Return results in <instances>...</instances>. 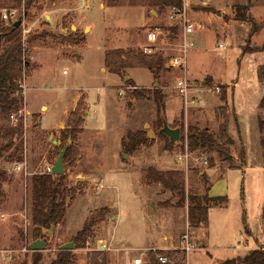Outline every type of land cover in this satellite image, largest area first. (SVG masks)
Here are the masks:
<instances>
[{"label":"rangeland","instance_id":"374dc122","mask_svg":"<svg viewBox=\"0 0 264 264\" xmlns=\"http://www.w3.org/2000/svg\"><path fill=\"white\" fill-rule=\"evenodd\" d=\"M27 1L23 0L18 8L24 16L22 41L26 47V58L30 61L22 79L26 116L23 118L24 134L15 140L25 144L27 166L21 171L14 170L18 163L6 159L13 149L0 158V169H6L8 173L4 183L6 201L0 210V264H33L35 251L29 245L34 241L35 229L28 207L30 201L27 203L26 199L27 183L34 173L55 162L59 147L63 145L64 148L69 142L62 138L68 121L64 128H46L53 126L66 101H71L72 95L77 93L83 101L81 113L84 118L85 111L90 108L85 102L88 94L91 110L86 127L95 130L86 135L81 133L78 137L79 155L82 149L83 152L85 148L88 151L82 157L78 155L75 162L67 167L69 184L78 186L81 191L68 196L65 221L47 230L46 249L36 251L42 255L39 264H49L58 256L62 245L69 242L75 243L72 264H88L89 255L93 253L91 249L98 248L102 241L112 243L114 247H141L159 239L166 248L157 249L170 252L177 261L185 257L186 264H211L212 257L203 246L205 238L201 241L198 235V231L203 232L200 228L205 227L190 226L189 196H196L203 202L211 182L210 176H204V173L213 168L212 159L215 166L217 163L219 166L211 171L214 183L211 193L229 197V208L224 212L227 216L214 213L212 246L226 248L218 252L223 254L221 257L225 254L233 257L254 246V249H264V149L259 128V116L264 115V110L260 109L264 84L258 76L260 58L255 53L243 56V46L250 39L252 23L236 18V7L252 1L250 13L259 24L263 23L264 0H184L185 15L180 16L177 9L169 8L162 11L157 20L151 18L153 10L150 12L147 9L151 19L138 28L155 31L160 41L155 47L144 43L134 48L142 51L145 47L153 48L152 54L161 55L165 65L159 79L149 69L132 70L139 84L155 82L151 88L139 86V89L147 91L146 95L133 102L131 92L134 87L128 86L125 78L121 77V81L119 75L107 72V69L104 71L107 73L102 72L101 66L105 44L107 50L120 46L129 48L119 43L121 39L132 44L137 31L129 30L132 34L127 36L129 31L126 28H132L140 20L141 9H108L104 0L89 3L84 0H34L27 10ZM101 4L104 6L101 7ZM10 6L8 3L4 9H10ZM185 21L195 24V31L187 35L193 43L188 52V77L200 84L211 75L216 80L212 84L204 83L206 87L199 95L204 102L190 106L188 123L183 119L169 123L172 127L182 128L180 141L169 147L167 139L160 136L161 116L153 91L160 88L165 94L166 120L186 113L183 98L175 89L178 78L186 77L184 68L170 66L172 57L183 54ZM199 23L202 25L199 26ZM262 42L264 30L253 35L250 45L258 46ZM216 86H220V92L215 90ZM122 89L123 95L120 94ZM224 90L228 96L226 102L221 99ZM46 100L59 102L58 113L50 111L40 121L42 112L48 111L46 103L42 111L39 109L41 102ZM27 104L37 112H28ZM222 108L227 109V114L224 115ZM224 123H227L228 139L233 142L229 146V153L233 155L231 159L225 160L223 155L211 148L190 146L191 127L208 128L220 139ZM131 129L134 132L146 131L149 142L129 154L122 142ZM52 134L54 138L50 140ZM55 139H59L61 144H54ZM186 145L195 155L208 159L209 164L191 161L190 166L185 168V163L177 156L185 151ZM117 151L119 165L127 163L121 168L113 159ZM125 154L128 156L125 157ZM150 166L184 173L188 196L184 203L180 202L177 194L162 185L144 182L143 172ZM87 172H92V175L86 177ZM106 205L111 209L108 218L95 225L83 246L77 247L74 238L78 232L95 210ZM25 209L29 219L24 216ZM245 219L259 236L257 241L248 236ZM239 230L243 235L237 234ZM187 232L199 246L198 249L190 252L181 249V237ZM117 233L120 240L115 239ZM247 238L249 246L245 245ZM150 251H145V264H151ZM120 253L110 251L109 264H125L124 255Z\"/></svg>","mask_w":264,"mask_h":264},{"label":"trees","instance_id":"16d2710c","mask_svg":"<svg viewBox=\"0 0 264 264\" xmlns=\"http://www.w3.org/2000/svg\"><path fill=\"white\" fill-rule=\"evenodd\" d=\"M0 0V35H3L0 43V158H4L5 154L11 151L6 159L9 162L21 163L24 162L25 144L23 141L16 143V138L20 139L24 134V120L20 118L19 123L14 125L12 123L11 115L18 113L24 107V96L22 79L26 68L30 61L26 58V47L22 41V29L15 27L14 23L5 24L2 19V10L6 6L11 5L10 8H19L22 6L23 0ZM107 7H124L134 6L143 7L148 10H157L162 12L167 9L184 8V0H104ZM34 4V0L26 2V8L29 10ZM252 1L248 5H240L236 7V18L241 21H249L252 23L250 32V39L248 44L243 46V53L264 52V42L261 46H251V38L261 30H264V22L259 24L251 15L250 10ZM164 58L159 54H149L142 51V49H123L115 48L109 49L105 56V66L109 72L117 74L123 78L127 75V70L130 68H146L151 70L157 78H160L161 71L164 69ZM259 80L264 84V63L258 68ZM213 77H209L205 82L212 84ZM128 86L134 87L131 92L132 97H142L146 95L144 89H139L134 81L130 79L127 82ZM153 97L158 107L159 115L161 116V123L159 130L164 126L165 111V94L160 88H155ZM227 91H223L221 99L223 102L227 101ZM82 100V99H81ZM83 101H80L77 109L70 113L67 128L62 131V138L64 141L72 139V143L67 149L64 162L66 167L72 165L79 155V148L77 141L79 135L84 130L85 118L81 113ZM260 109L264 110V96L260 102ZM224 115L227 114V109L222 108ZM259 128L262 134L261 146L264 149V115L259 116ZM182 129V128H181ZM160 136L167 139V145L173 147L172 143L166 134L160 132ZM189 143L192 148H211L224 155V152H229V146L233 144L227 135V123H224V128L220 139L208 129L203 130L198 127H191L189 130ZM223 141V143H222ZM149 142L148 133L146 131H129L123 139V147L126 153H134L141 145H146ZM68 144V143H67ZM66 144V145H67ZM65 145V147H66ZM64 147V148H65ZM59 148H63V145ZM60 151V149H59ZM59 155V153H58ZM53 163V162H52ZM215 166V161L212 159L211 167ZM67 170L69 168L67 167ZM143 180L147 184L162 185L165 189L177 194L181 203L187 199L185 191V176L184 173L178 170H161L154 166H150L143 172ZM8 173L6 169H0V210L4 203V183L7 180ZM206 176V175H204ZM68 172L63 175H55L53 173H46L43 171L36 172L28 180L27 183V203L30 201L29 208L31 213V220L34 224V240L39 238L46 239L47 230L53 226L61 224L65 221L67 215V200L69 195H75L81 191L78 186L69 184ZM191 205L189 206V219L191 227H199L208 225L209 209L213 205H218L227 201L226 196L209 197L208 195L202 198L203 202L198 200L196 196H189ZM111 209L108 206L100 210H95L81 231L78 232L74 238L77 247L83 246L86 241V236L92 231V228L98 223L105 221L108 218ZM264 217V207H263ZM246 222V219H245ZM247 232H250L246 228ZM162 253L168 255L171 264H186V259L177 261L173 255L165 250H151L150 260L151 264H160L157 259V254ZM42 260V255L35 251L33 264H39ZM73 253L72 250H61L58 256L49 264H72ZM88 264H109V256L107 253L93 251L89 255ZM225 264H264V249L250 250L244 257L230 259Z\"/></svg>","mask_w":264,"mask_h":264},{"label":"crops","instance_id":"0c3cea01","mask_svg":"<svg viewBox=\"0 0 264 264\" xmlns=\"http://www.w3.org/2000/svg\"><path fill=\"white\" fill-rule=\"evenodd\" d=\"M92 1L93 0H91V2ZM85 3H86V1H85ZM87 3H89V2H87ZM103 6H104V4H101V7H103ZM125 7L126 8H130V10L132 8L141 9L140 16H139L140 17L139 18L140 20L138 22H136L134 24V26H132V28H126V29H128V31L129 30H132V29H135L137 31V33H135V38L134 37H133L134 39L132 38V44L129 43V42L126 43L122 39H121V41H119V43L122 42L121 44H124V45H126V47H129V48H125L124 46H120L118 48L130 49V48H134L135 46H139V45L144 44V43H147L148 45H151V46L153 45L155 47V45L160 41L159 40V36L157 35V33L155 31H150L149 32L147 29H144V28L139 29L138 27L145 26L148 19H151L152 18V20H154V19L157 20L161 16L160 15L161 12H158L156 10H153V11L150 10V12L152 11V13H153L152 17L150 18V13L147 11L146 8H143V7H134V6H124V8ZM106 8L109 9L110 7H106ZM120 8H123V7H120ZM55 18L56 19H59V16H56ZM198 25L201 26L202 24L199 23ZM141 32H143L145 34L143 35V33H141ZM130 34H132V33H130V31H129L126 35L128 36ZM262 44H263V42H262ZM261 45H258V46H261ZM84 49H85V45H84L83 51H84ZM106 52H107V47H106V44H105V50H104V55H103V63H102V66H101V71L102 72H104L107 69L106 66H105V56H106ZM246 54H252V53H246ZM246 54L243 53V56L246 55ZM255 55L260 58V63L258 64L260 66L261 64L264 63V52H255ZM259 66H258V68H259ZM134 69H137V68H130V69H128L127 70V73L129 75H126V76H129L130 79H132L134 81V83L136 84V86L138 88H139V86L145 87V89L146 88H151V86L155 84L154 81L153 82H150L148 85H141V84H139L135 80L134 76L132 75V70H134ZM107 72H109V71H107ZM107 72H104V73H107ZM211 76L214 78V80H216V78L213 75H211ZM119 77L121 79V76H119ZM121 81H122V79H121ZM203 82L206 83L205 81H203ZM122 90H124V89H122ZM58 100H60V99H58ZM85 100H86L85 102L88 103V106L90 108H89V110H86L85 113H84V116H85V124H84V130L82 132L84 135H86L87 132H91L92 130H95V129H89V128L86 127V122H87V119H88V117L90 115V110H91V106H90V104L88 102V94L86 95V99ZM134 100H137V98L136 97H132L131 102H133ZM79 101H80V93L73 94L72 95V98H71V101H66L67 103L63 107L62 111L59 114V118L56 119V121L53 124V126L51 128H46V129L53 130V129H58V128H64V126L66 124L65 122L68 121V118H69V115H70L69 114V111L73 112L74 110H76V107L78 106ZM45 103L47 104L48 111L45 112V113L42 112V114L40 115V121H42L43 116L47 115V113L50 112V111H54V112L58 113V104H59L58 101H53V100L52 101H48V100H46V101L41 102L40 107H39V109L41 111L43 110ZM231 104L233 105L234 111L236 112L235 103L232 102ZM26 107H27V111L30 112V113H36L37 112V111H34L32 108H30L28 106V104L26 105ZM166 109H167V105H166ZM190 116L191 115L188 112L187 113L183 112L182 115L179 114V116L177 118H172L171 120H170V118H168L167 121H169L168 123L173 124L176 120L183 119L186 123H188L189 120H190ZM168 117H169V115H168ZM53 138H54V135L53 134L50 135L49 139L52 140ZM123 138H124V136H123ZM59 141H60L59 139H55V140H53V143L54 144H59ZM87 151H88V149L85 148V152H87ZM85 152H83V149H82L81 154L79 155V157H82L85 154ZM118 154H119L118 151H117V153L115 152V155L113 156V159H114V161L116 163H118L119 168H121L123 166V164H127V163H122L121 165H119V162H117L118 161V159H117V155ZM125 157H127V156H125ZM83 158L81 160H83ZM133 158H136V157H133ZM216 166H219V164L217 163ZM216 166H214V167H216ZM214 167L211 168V169H208L204 173V175H206L207 177L210 176V178H211V182H210L209 187H208V190H207V195L209 197H211V198H213V197H221V196H216V195H214V194L211 193V189H212V187L214 185L213 180H212V176H211V171L214 169ZM123 171H127V170H123ZM91 175H92V172H87L86 177H89ZM6 196H7V194H6V191H5L4 201H6ZM222 196H226L228 200L225 201L224 203H221V204H218V205H213V206L210 207L209 213H208V225L205 228H200L201 231H203V232L198 231V235L201 238V241L205 238V241L206 242H203V246L205 247V250H207V252L212 257L211 258V260H212V263L211 264H217V263L218 264H223L224 262H226V260L236 259V258H239V257H244L250 250H252V249L255 248V246L253 248H247V251L246 252H239V254H236L233 257H227V254H225L226 255L225 257H221L223 254L222 255L221 254H218V252L219 251H222V250H225L226 248H220V247H216L214 245L212 246L210 240L212 239V229H213V223H214L213 222L214 213L217 214L219 212L220 215L223 214L224 216H227V213L224 214V212H226V210L228 211V208H229V205H228V203H229V197H228V195H222ZM262 218H263V221H264V217H262ZM187 219H188V215H187ZM187 223H188V220H187ZM245 224H246L245 225V230H246V228H248L249 231H251V234H250V232H247V230H246L248 236L251 237V238H254L256 241H257V238L260 239L259 236L257 235V233L252 230V228L250 227L249 223H247V221H246ZM224 225L226 226V223ZM238 233L240 235H243V232L241 230H239L237 232V234ZM116 238H117V240H120V238L118 236V233L115 236V239ZM160 242L161 241L159 239V240H156L155 242L153 241L151 244L144 245V246L137 247V248H149L151 246H155L154 248L165 249L166 248V245H163ZM245 245L246 246H249L250 245V240L248 238L246 239ZM124 247H127V246H124ZM129 247H134V246L130 245ZM151 248H153V247H151Z\"/></svg>","mask_w":264,"mask_h":264},{"label":"built area","instance_id":"2783aa9c","mask_svg":"<svg viewBox=\"0 0 264 264\" xmlns=\"http://www.w3.org/2000/svg\"><path fill=\"white\" fill-rule=\"evenodd\" d=\"M86 2H91V0H84ZM184 9V8H183ZM183 9L178 10L177 14H180V16L185 15ZM22 10L18 8H10V9H3L2 10V19L4 22L8 23H14L17 20H19L22 16ZM172 18L175 17L174 14L171 15ZM24 20V19H23ZM187 21V20H186ZM185 21V22H186ZM185 33H184V42H183V54L181 56L172 57L170 60V66L177 67L180 69L184 68L185 76L178 78L175 89L177 91V94L183 98L184 106L186 113L190 109V106H197L203 104L204 100L199 95L201 94L200 91L204 90L206 85L204 83L194 82L188 77V52L190 48L193 46V43L187 39V35L190 33H193L195 31V24L193 23H187L185 24ZM223 46V45H221ZM145 53H153V48L145 47L143 49ZM183 72V71H182ZM209 88V87H208ZM212 91L213 89H209ZM216 91L220 92L221 88L220 86H216ZM124 91L121 90L120 94L123 95ZM26 116L24 114L23 109H21L18 113H14L11 115L12 123L14 125H17L19 123L20 118H25ZM177 158L180 161H183L185 163V168H188L190 165V162L193 161L195 163L202 162L205 165L209 164L208 159H202L201 157L194 154V152L190 151L189 146L186 145L185 151L180 152L177 156ZM27 166V161L24 160V162L18 163L15 165L14 170L21 171ZM43 172L46 173H53V163H48L45 168L43 169ZM24 216L26 219L28 218V210H24ZM182 242V250L190 252L192 250H196L199 248V246L196 244L195 241H193L191 235L189 232L186 234H183L181 237ZM154 250L157 251L159 249L157 248H137V247H114L112 243H109L107 241H102L100 243V246L98 248L91 249V251H98L109 254L111 252H118L123 253L124 260L126 261L125 264H145L146 261L144 259L145 251ZM120 253V254H121ZM157 259L160 264H171L172 260L168 255L158 253Z\"/></svg>","mask_w":264,"mask_h":264},{"label":"water","instance_id":"95a60500","mask_svg":"<svg viewBox=\"0 0 264 264\" xmlns=\"http://www.w3.org/2000/svg\"><path fill=\"white\" fill-rule=\"evenodd\" d=\"M23 19L24 18L21 17L19 20H17L14 23L15 27H20L23 24ZM74 27L75 26L73 25V28ZM2 38H3V35H0V43H2ZM129 79H130V77L126 76L125 82H128ZM160 132L166 134L172 143H176V142L180 141V139H181V128L170 126L167 120H164V126L160 130ZM71 143H72V139L70 138L66 147L60 148L59 155H58L56 161L53 163V174L63 175V174L68 172V170L66 169V164L64 162V158H65L67 149ZM59 144H61V141H59ZM125 156H128V155L126 154ZM223 156H224L225 160L231 159L233 157V155L229 152H224ZM29 246H30V249L32 251L45 250L46 246H47L46 239L45 238L36 239ZM73 249H75V243L74 242H69V243H65L64 245H62V250H73Z\"/></svg>","mask_w":264,"mask_h":264}]
</instances>
